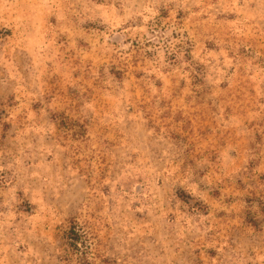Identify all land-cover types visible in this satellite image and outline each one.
<instances>
[{
	"label": "rangeland",
	"instance_id": "1",
	"mask_svg": "<svg viewBox=\"0 0 264 264\" xmlns=\"http://www.w3.org/2000/svg\"><path fill=\"white\" fill-rule=\"evenodd\" d=\"M0 264H264V0H0Z\"/></svg>",
	"mask_w": 264,
	"mask_h": 264
},
{
	"label": "trees",
	"instance_id": "2",
	"mask_svg": "<svg viewBox=\"0 0 264 264\" xmlns=\"http://www.w3.org/2000/svg\"><path fill=\"white\" fill-rule=\"evenodd\" d=\"M81 226L78 221L74 218L70 219L69 225L64 231L65 239L67 244L72 248H78L79 243H86L83 241L84 230H81Z\"/></svg>",
	"mask_w": 264,
	"mask_h": 264
}]
</instances>
